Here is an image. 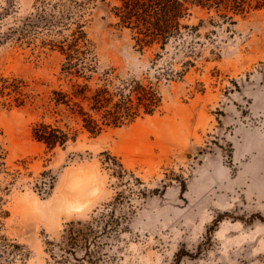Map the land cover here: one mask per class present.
I'll use <instances>...</instances> for the list:
<instances>
[{
  "label": "rangeland",
  "instance_id": "1",
  "mask_svg": "<svg viewBox=\"0 0 264 264\" xmlns=\"http://www.w3.org/2000/svg\"><path fill=\"white\" fill-rule=\"evenodd\" d=\"M63 1L0 0V79H23L34 96H0L1 264H264V9L233 23L193 10L197 56L170 44L157 57L134 48L119 0L94 1L80 21L100 72L115 69L117 86L153 83L162 103L48 150L32 128L63 83L54 44L79 19ZM170 69L188 71L158 79Z\"/></svg>",
  "mask_w": 264,
  "mask_h": 264
},
{
  "label": "trees",
  "instance_id": "2",
  "mask_svg": "<svg viewBox=\"0 0 264 264\" xmlns=\"http://www.w3.org/2000/svg\"><path fill=\"white\" fill-rule=\"evenodd\" d=\"M94 1H63L64 10L70 14L74 8L76 11L72 12L79 19H74L76 27L72 33L54 44L64 56L60 69L63 83L52 89L46 99H41L44 115L32 128L33 138L48 150H65L83 132L96 137L110 127H121L146 115H154L162 103L157 85L134 79L117 86L113 78L115 69L100 72L96 46L87 38L80 21ZM196 9L208 13L216 11L223 21L233 23L236 15L264 9V0H119L113 11L118 24L130 30L137 51L144 53L147 49L157 48L156 56L162 57L160 51H165L170 44L178 52L197 56V41L193 37L203 20L197 26L184 23ZM190 34L192 39L189 40ZM193 64L188 61L186 66L189 68ZM187 71L170 69L161 73L158 79L160 76L167 80L182 79ZM26 86L23 79L2 77L0 96L7 97L4 104L22 106L34 98L25 91ZM3 158L0 146V166L4 164ZM1 201L0 196V208ZM3 241L0 237V264L1 249L6 247Z\"/></svg>",
  "mask_w": 264,
  "mask_h": 264
},
{
  "label": "bare ground",
  "instance_id": "3",
  "mask_svg": "<svg viewBox=\"0 0 264 264\" xmlns=\"http://www.w3.org/2000/svg\"><path fill=\"white\" fill-rule=\"evenodd\" d=\"M155 118V117H154ZM153 119V118H152ZM74 179V178H73ZM83 183L82 178L79 176L76 178V180L73 182L74 187L81 188V184Z\"/></svg>",
  "mask_w": 264,
  "mask_h": 264
}]
</instances>
